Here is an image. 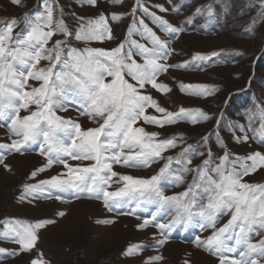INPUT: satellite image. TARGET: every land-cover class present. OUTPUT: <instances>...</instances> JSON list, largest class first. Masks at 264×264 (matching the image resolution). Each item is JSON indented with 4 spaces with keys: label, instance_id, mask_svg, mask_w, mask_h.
I'll use <instances>...</instances> for the list:
<instances>
[{
    "label": "snow or ice",
    "instance_id": "snow-or-ice-1",
    "mask_svg": "<svg viewBox=\"0 0 264 264\" xmlns=\"http://www.w3.org/2000/svg\"><path fill=\"white\" fill-rule=\"evenodd\" d=\"M84 2L95 6L97 0ZM12 3L19 6L21 0H12ZM55 4L56 0H42V10L26 13L19 20L0 21L4 25L0 27V122L9 121L10 134L19 138L11 143H0V164L10 170L4 164L5 155L13 151H27L36 144L47 162L31 177L35 178L38 173L58 163L68 169L67 178L53 176L36 184H26V195L39 196L48 189L49 194H56L57 200L65 193L75 198L86 196L102 200L107 211L121 215H135L138 210L153 206L150 219H145L141 228L151 222L165 234V230L178 224L195 222L201 230L215 229L203 241L197 236L196 242L217 255L219 264H262L264 238L257 242L253 239L264 233V185L243 182V177L264 168V153L257 151L246 157L230 159L229 153L225 152L217 162L210 150L203 152L190 144L181 147L177 141L182 142V136L160 139L159 133L138 127L141 119L145 124L162 128L181 120L197 123L213 118L201 109L181 107L175 113L167 111L150 94L142 91L149 85L151 89L170 91L166 84L157 83V78L169 68H187L188 64H167L174 49L142 18L135 16L128 37L115 48L73 47L72 39L85 42L113 39L111 27L106 17L101 15L81 23L73 33L62 18L54 19ZM136 4L139 10L152 17L162 31L170 34L184 31L151 12L141 0H136ZM157 7L167 11L162 6ZM261 7L264 8V0H261ZM206 10L209 16L213 15L211 5ZM132 11L135 14L137 8ZM196 12L201 13L202 9L198 8ZM118 18L117 14L112 15L113 20ZM260 19L264 20V11ZM191 22L190 17L187 23ZM20 23L24 27L15 32ZM255 23L256 20H253L247 29L249 32ZM58 33L64 39H57L48 47L49 41ZM133 34L139 35L151 46L132 39ZM217 55L216 52L211 55L197 53L193 60L210 61ZM136 56L141 57L143 63L138 62ZM41 61H47V65L38 67ZM30 80L39 82V86L29 85ZM181 90L197 96L210 95L213 91L208 85L183 84ZM33 106L35 110H32ZM69 107H75L97 126L82 128L78 121L58 115ZM149 108L162 116L146 115ZM21 110L28 114L21 116ZM249 119L251 121L252 117ZM260 119L262 123L257 140L264 143V108L260 109ZM0 126L3 124L0 123ZM236 139L239 141L241 138ZM242 139L247 141L248 136ZM178 147L180 151L175 156L165 155ZM63 157L92 163L72 167ZM197 157L206 158L193 166ZM160 161L163 164L158 173L149 178L113 170L115 164L147 168ZM189 174L192 181L183 192L166 195L168 187L183 184ZM112 184L120 186L109 191ZM173 212L175 215L169 223L157 220L158 216H168ZM225 215H230V219L217 228L219 220ZM13 223L17 227H9L0 233V238L10 239L21 246V251L30 252L36 246L37 231L52 221ZM142 250L141 245H133L126 254L131 256ZM3 252L5 250L0 248V253ZM161 259V256L149 258L148 264ZM33 264L42 262L33 260Z\"/></svg>",
    "mask_w": 264,
    "mask_h": 264
},
{
    "label": "rangeland",
    "instance_id": "rangeland-1",
    "mask_svg": "<svg viewBox=\"0 0 264 264\" xmlns=\"http://www.w3.org/2000/svg\"><path fill=\"white\" fill-rule=\"evenodd\" d=\"M141 2L151 12L163 17L171 25L183 28L184 31L179 34L162 31L151 16L139 10L136 0H120L119 3L115 0H97L95 6L88 5L84 0H56L54 19L62 18L69 31L75 33L81 23L104 15L111 27L113 39H105L103 42L72 39L71 44L77 48L113 49L128 37L134 16L137 19L142 18L162 40L168 41L171 49H174L166 63L188 64L187 68H169L157 78V83L166 84L170 91L151 89L150 85L142 91L150 94L167 111L175 113L181 107L201 109L213 118L197 123L181 120L162 128L145 124L141 119L137 126L144 127L147 132L159 133L160 139L182 136L183 141H177L181 147L190 144L203 152L210 150L217 162L225 152L229 153L230 159L236 156L246 157L257 151L264 153V143L257 140L262 123L260 109L264 108V20L260 19L264 8L261 7V0ZM41 4L42 0H21L18 6L12 3V0H0V21L14 18L19 20L26 13L32 14L42 10ZM208 5L212 7V16L207 14ZM157 6H162L167 11H162ZM134 7L137 8L135 14L132 11ZM198 8L202 9L201 13L196 12ZM113 14H117L119 18L113 20ZM190 17L192 22L187 23ZM253 20H256V23L249 32L247 29ZM3 26L0 24V27ZM23 27L24 24L20 23L15 32H19ZM131 38L151 46L139 35L133 34ZM57 39L63 40L64 36L58 33L49 41L48 47ZM213 52L218 55L210 61L193 60L197 53L211 55ZM135 59L143 63L141 57L136 56ZM46 65L47 61H41L38 67ZM181 84L208 85L213 91L210 95L197 96L182 91ZM29 85L38 87L39 82L30 80ZM32 110H35V106ZM27 114L21 110V116ZM145 114L162 116L151 108ZM58 115L78 121L82 128L97 126L81 115L75 107H69L66 112H59ZM0 123L3 124L0 126V143L7 144L19 139L10 134L9 121ZM245 135L248 136L247 141L242 139ZM237 137L241 139L238 141ZM179 151L178 147L169 150L165 155L175 156ZM63 158L72 167H84L92 163L72 160L70 157ZM204 158L206 157L194 159L193 166ZM46 162V157L40 154L39 146L33 144L27 151H13L5 155L4 164L8 165L10 170L0 164V233L7 231L9 227H17L13 223L16 221L32 224L52 221L37 231L38 240L30 252L21 251V246L10 239L0 238V248L5 250L0 253V264H33V260H39L42 264H148L149 258L156 256L163 259L153 261L152 264H219L217 255H213L196 242L197 236L203 241L215 229L201 230L195 222L188 225L178 224L170 230H165V234L151 222L141 228L145 219H150V214L154 211L153 206L138 210L135 215H121L107 211L102 200L86 196L75 198L72 194L65 193L57 200L56 194H49L48 189L39 196L26 195V184H36L53 176L67 178L68 169L58 163L32 178L31 174ZM162 164L163 161H160L147 168H129L115 164L113 170L134 177L149 178L158 173ZM191 181L192 175L189 174L183 184L168 187L166 195L183 192ZM243 182L264 185V168L244 176ZM119 186L112 184L108 190H116ZM174 215L173 212L168 216H158L157 220L167 224ZM228 219L230 215L223 216L216 227H221ZM101 220L112 222H97ZM261 238H264V233L255 237L253 242ZM161 240L165 243L159 244ZM133 245H141L143 250L131 256L127 255V249Z\"/></svg>",
    "mask_w": 264,
    "mask_h": 264
},
{
    "label": "bare ground",
    "instance_id": "bare-ground-1",
    "mask_svg": "<svg viewBox=\"0 0 264 264\" xmlns=\"http://www.w3.org/2000/svg\"><path fill=\"white\" fill-rule=\"evenodd\" d=\"M241 104V103H240Z\"/></svg>",
    "mask_w": 264,
    "mask_h": 264
}]
</instances>
